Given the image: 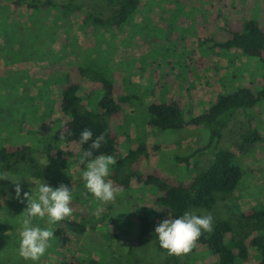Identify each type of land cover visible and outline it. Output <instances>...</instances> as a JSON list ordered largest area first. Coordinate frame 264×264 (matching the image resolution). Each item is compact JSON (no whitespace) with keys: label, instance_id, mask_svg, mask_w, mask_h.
<instances>
[{"label":"rangeland","instance_id":"374dc122","mask_svg":"<svg viewBox=\"0 0 264 264\" xmlns=\"http://www.w3.org/2000/svg\"><path fill=\"white\" fill-rule=\"evenodd\" d=\"M51 1L53 6L78 4L84 12L103 18L114 11L106 0ZM7 4L0 0V147L26 146L36 169L25 163L18 167L21 172L4 173L0 165V264H33L18 255L27 201L16 199L13 181L17 179L21 198L24 192L35 194L41 182L53 188L61 183L73 188L70 217L51 225L47 218L33 221L34 226L54 233L37 264H161L165 260L150 234L140 235L136 215L138 206H147L161 214V221L167 219L154 205L157 188L131 185L96 214L97 202L86 193L81 178L86 165L80 163V147L58 136L59 127L68 121L60 109L63 75L80 85L79 96L88 108L94 110L103 95L100 85H92L76 71L85 63L100 67L97 71L102 74L104 70L120 94L129 97L123 116L110 122L119 137L116 157L143 142L150 151L157 145L158 151L150 152L141 170L185 182L206 169L218 150L236 145L243 149L241 153L235 150L242 178L234 196L219 201L211 211H191L201 216L210 213L213 224L227 220L240 228L239 213L264 208L263 109L239 110L221 137L206 149L209 132L204 128L159 131L148 126V107L153 102H176L188 119L202 114L220 94L239 87L254 91L264 85L263 63L240 52L213 48L227 39L228 24L253 20L264 25V0H143L126 26L109 32L82 24L81 15L63 19L53 6L36 13L11 10ZM57 18L58 23L63 19V28L54 30L52 25L45 30ZM106 48L109 53L102 55ZM196 149L201 150L188 164L177 163V157H187ZM65 222L81 223L84 231H68ZM58 229L65 241L55 235ZM110 234L115 237L109 238ZM258 235L264 238V231H254L251 237ZM197 246L188 255L189 264L216 263V256ZM249 254L246 264H257L255 250L250 248Z\"/></svg>","mask_w":264,"mask_h":264},{"label":"trees","instance_id":"16d2710c","mask_svg":"<svg viewBox=\"0 0 264 264\" xmlns=\"http://www.w3.org/2000/svg\"><path fill=\"white\" fill-rule=\"evenodd\" d=\"M11 10L29 9L36 13L47 12L53 3L45 0L42 3L29 2V0H6ZM114 11L108 17H101L83 11V8L74 3H64L61 6L54 4L53 8L61 12L63 19L72 15H81L82 24L92 25L95 28L109 32L112 29H122L132 20L143 0H106ZM10 10V11H11ZM60 18V19H62ZM32 19H34L32 17ZM58 19L51 23L45 30L63 28V19L58 23ZM67 26V25H66ZM53 30V31H54ZM227 39L223 43L213 44V48L220 50H232L240 52L244 57L264 64V25L250 20L242 25H229L224 30ZM102 55H107L109 49H103ZM98 53V52H97ZM86 64V63H85ZM77 67L76 71L80 76L89 78L92 85L102 88V97L97 102L96 108H88L89 105L80 98V85L69 81L68 76L63 75V88L61 91L60 109L63 116L68 121L58 129V136L66 144H77L80 147L81 155L88 149V144L80 145V133L84 129L93 132V139L101 133L106 135L107 143L99 150H94L93 158L98 154L111 155L116 160V164L111 166V179L115 185L125 192L131 185L154 186L157 188L154 205L162 210L167 218H179L184 212L191 210L211 211L219 201H225L234 196L241 178L242 170L237 161L235 150L241 153L242 148L218 150L209 166L199 171L190 181L177 182L170 178H161L157 172L147 171L143 164L150 158V152L158 151V146H154L150 151L143 142L135 149L129 150L124 156L116 157L119 145V137L110 126L112 119L122 117L123 106L129 100L128 95L120 94L119 87L114 84L113 79L107 76L103 70L97 71L92 62L87 65ZM85 65V66H84ZM61 78V79H62ZM53 82H56L53 80ZM260 85V84H259ZM116 97V98H115ZM263 109L264 112V85H260L252 91L249 87H239L233 92L220 94L216 101L200 115L185 119L183 112L176 102L155 103L148 107V126L159 131H175L186 129L189 126L204 128L209 132V141L204 148H210L220 137L223 129L233 119L239 110ZM62 116V117H63ZM57 121H61L58 119ZM246 142V140L244 141ZM91 143V141L89 142ZM243 147V144L240 145ZM201 149H196L187 157H177L180 164H188L190 159L199 153ZM203 150V149H202ZM27 163L31 169L34 162L29 148L26 146L0 147V165L3 166L4 173L21 172L18 167ZM81 165H86L81 164ZM39 171V170H37ZM150 172V173H149ZM41 175V174H40ZM139 207V206H138ZM136 209L137 221L140 235L147 233L158 251L164 253L165 260L161 264H189L188 255L183 257L168 256L160 248L158 237L155 235V227L161 221V214L154 209L141 206ZM68 231L83 232L84 225L72 222H65ZM238 225L240 228L227 220H216L213 230L201 235L197 245L208 249L212 255L217 257L214 264H246L249 262V249L256 252L257 264H264V238L263 236H252L254 231H264V208L260 210H250L238 215ZM56 236L63 239L60 229L55 232ZM115 235L110 234L109 238ZM66 238L63 240L65 241ZM197 246V248H198ZM192 252V251H191ZM183 259V260H182ZM57 264H75L73 262H61ZM97 264V262H92ZM110 264V263H105Z\"/></svg>","mask_w":264,"mask_h":264},{"label":"clouds","instance_id":"9594fccd","mask_svg":"<svg viewBox=\"0 0 264 264\" xmlns=\"http://www.w3.org/2000/svg\"><path fill=\"white\" fill-rule=\"evenodd\" d=\"M106 143L104 133L96 136L95 139L90 129H84L80 133L79 144L89 145L80 161L81 164L86 162V170L82 172L81 178L86 193H90L97 202L96 214L100 213L104 205L115 202L116 197L122 191L111 179H108L111 175V166L116 164L114 157L98 154L93 158L94 150H99ZM13 182L16 199L21 203L27 201V206L22 213L18 255L25 261L37 264L49 249L54 233L50 228L34 226L33 221L47 218V224L51 225L70 217L73 212L71 207L73 188L70 190L63 183L53 188L46 182H41L37 184L35 194L24 192L21 198L22 189L18 179ZM212 230L213 217L210 213L201 216L193 211H186L179 218L169 216L160 221L154 231L160 248L168 256L183 257L196 248L203 233H210Z\"/></svg>","mask_w":264,"mask_h":264}]
</instances>
